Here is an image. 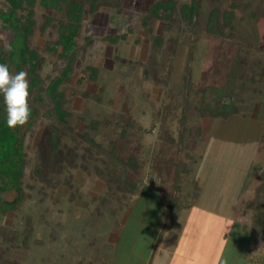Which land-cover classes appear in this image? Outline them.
<instances>
[{
  "label": "rangeland",
  "instance_id": "obj_1",
  "mask_svg": "<svg viewBox=\"0 0 264 264\" xmlns=\"http://www.w3.org/2000/svg\"><path fill=\"white\" fill-rule=\"evenodd\" d=\"M155 1L85 11L77 61L61 87L74 90L64 122L43 92L29 95L25 197L0 214V264H137L127 251L133 232L135 248L148 249L161 208L156 189L180 195L178 183L190 192L185 201L194 195L181 246L208 254L221 245V264H264V0H196L184 16L192 0H173L162 17L146 16ZM8 5L0 0V12ZM213 8L216 31L208 27ZM43 14L36 0L29 43L45 58L36 72L47 85L58 70L44 48L57 30L40 29ZM10 36L0 25V48ZM217 215L232 220L225 239Z\"/></svg>",
  "mask_w": 264,
  "mask_h": 264
},
{
  "label": "trees",
  "instance_id": "obj_2",
  "mask_svg": "<svg viewBox=\"0 0 264 264\" xmlns=\"http://www.w3.org/2000/svg\"><path fill=\"white\" fill-rule=\"evenodd\" d=\"M7 1L8 7L5 11L0 12V25L3 30H9L11 36L8 44L0 48V64H6L9 71L14 74L25 70L29 82L30 95L34 92H43L50 101L53 112L64 122L68 112L62 105L64 101L72 99L74 90L61 87L64 80H67L73 72L77 61V53L80 47L78 38L82 35L81 30L85 11L92 14L99 9L101 3L111 0H39L40 5L44 9L43 22L40 23V29L45 31L47 27L52 26L57 30V38L46 41L44 48V51L55 55V68L58 70L54 76H48L47 85L43 83L45 80L41 79V76L36 72L38 65L45 58L42 57L36 48L31 47L29 43L33 25L36 23L33 18L36 0ZM172 5L173 0H156L149 6L150 12L146 13V16L151 14L160 18L162 17L160 11ZM197 6L198 2L196 0H192L189 5L182 6L183 16L186 14L193 15ZM231 6L235 5L231 4ZM223 12L226 23H229L232 12L229 10H224ZM218 14L216 8L211 9L208 18L209 29L217 30L214 24ZM83 37L86 40V44L92 41L90 36L85 35ZM116 38L117 36L115 37L114 35L108 37L109 41ZM166 58H164L163 63ZM90 69L95 72L97 68L93 66ZM36 87L39 90H35ZM43 94L39 93L37 95L38 98L43 99L45 97ZM30 111V117H32L35 110L31 105ZM29 127L30 121L16 128L7 126L6 106L3 101V95L0 94V214L8 210L17 209L25 197L22 182L25 166L24 137L22 135L23 131L29 129ZM6 191H13L15 196L11 200H5L2 197V193ZM4 227L7 229V226ZM3 237L6 238L8 235L5 234ZM5 241L8 243L7 245L18 246L15 239H6ZM103 264H106V262Z\"/></svg>",
  "mask_w": 264,
  "mask_h": 264
},
{
  "label": "crops",
  "instance_id": "obj_3",
  "mask_svg": "<svg viewBox=\"0 0 264 264\" xmlns=\"http://www.w3.org/2000/svg\"><path fill=\"white\" fill-rule=\"evenodd\" d=\"M182 176L183 175H180L179 173V178H182ZM166 180L168 181V179ZM154 184L155 183H151V185H149L148 187L154 190L155 187L152 186ZM184 185L185 184L181 185V183L177 184L179 192L181 193L180 195H178L179 193L177 195H172V193L176 192L172 189V187H170L172 193L165 192V190H162L163 187L161 186L156 189L159 192L156 200L157 203L160 204L159 208H161L158 219L156 220L155 224L149 226V230L146 234V239H149L151 245L144 251L135 248L137 242H139V235H137V231L135 230V232H133L135 236V239L133 241L135 244H132L130 248H127V251L129 252L131 257L133 256V258L138 261L137 264H221V259L218 260V255H223V246L221 245L219 247L220 252L222 251L221 253H218V249L215 247L216 249H208L209 252L211 251L208 254H205L201 251L203 245L200 249L196 245L193 247H190L188 245H180L181 239L183 240V237H181V235L184 236V234H188L187 232L183 231V229L185 228V226L187 227L188 223H190V213H188L189 208H186L185 204L192 203V199L194 198V195L192 194V197H188L191 198L190 201H185V198L183 199V197L190 193L189 191H187V189H185ZM146 187L147 186H145L144 188ZM130 209H132V207H130ZM191 209L189 212H191ZM217 216L221 218L220 230L223 234L222 239H225V237L227 236V232L231 226L229 225V223H232V220L228 221L227 216V221L224 219V217H222V215ZM205 224L208 225L206 229L212 228L210 227L211 225L209 221H205L204 225ZM201 225L202 224H200V226ZM213 229L212 231H214ZM221 233H219L220 236ZM185 238L187 239L186 236ZM118 240H120L119 235L115 239V242Z\"/></svg>",
  "mask_w": 264,
  "mask_h": 264
},
{
  "label": "clouds",
  "instance_id": "obj_4",
  "mask_svg": "<svg viewBox=\"0 0 264 264\" xmlns=\"http://www.w3.org/2000/svg\"><path fill=\"white\" fill-rule=\"evenodd\" d=\"M0 94L6 106L7 126L16 128L25 125L31 115L27 73L19 71L13 74L6 64H0Z\"/></svg>",
  "mask_w": 264,
  "mask_h": 264
}]
</instances>
